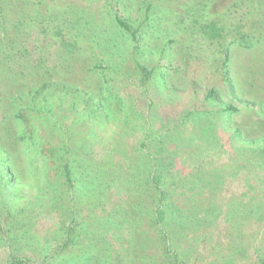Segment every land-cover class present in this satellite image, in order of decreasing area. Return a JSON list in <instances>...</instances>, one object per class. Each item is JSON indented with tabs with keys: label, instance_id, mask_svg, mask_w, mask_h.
<instances>
[{
	"label": "rangeland",
	"instance_id": "374dc122",
	"mask_svg": "<svg viewBox=\"0 0 264 264\" xmlns=\"http://www.w3.org/2000/svg\"><path fill=\"white\" fill-rule=\"evenodd\" d=\"M13 257L264 264V0H0Z\"/></svg>",
	"mask_w": 264,
	"mask_h": 264
},
{
	"label": "trees",
	"instance_id": "16d2710c",
	"mask_svg": "<svg viewBox=\"0 0 264 264\" xmlns=\"http://www.w3.org/2000/svg\"><path fill=\"white\" fill-rule=\"evenodd\" d=\"M117 23L124 30H128V26H127V24L124 21H122L120 19H117ZM153 183H154L153 184L154 189L156 191L157 200H158V203H159V206H158V208H157V210L155 212V214H156L155 215L156 224L159 227L161 225H164L165 218L167 217V212H166L164 204H165V201H166V198H167L166 193H167L168 189H164L162 187V184H160L158 176L155 177V180H154ZM9 264H29V262H28V260L26 258H23V257H13L10 260ZM178 264H184V263L180 262Z\"/></svg>",
	"mask_w": 264,
	"mask_h": 264
}]
</instances>
